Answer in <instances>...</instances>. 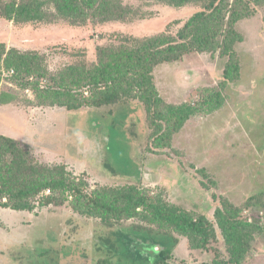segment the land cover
<instances>
[{"label":"rangeland","instance_id":"374dc122","mask_svg":"<svg viewBox=\"0 0 264 264\" xmlns=\"http://www.w3.org/2000/svg\"><path fill=\"white\" fill-rule=\"evenodd\" d=\"M153 10L154 17L133 23L84 27L61 22L19 26L0 18V41L44 52L47 64L54 69L72 62L78 54L93 60L96 46L107 43L112 33L174 35L199 7L156 5ZM262 17V9L257 8L253 16L236 23L243 40L235 45L239 68L234 81L221 83L226 58L205 52H192L154 70L156 88L165 103L185 102L199 108L171 137L159 132L162 128L156 127L153 115H148L135 100L77 111L57 106L10 105V114L0 112V133L30 145L40 162L65 164L72 177L86 179L91 187L142 186L149 193H161L170 202L209 217L218 204L212 193L240 206L245 198L264 190ZM13 28L20 32L13 35ZM13 90L20 101L34 100L28 88ZM205 92H211L215 98L212 103L217 104L208 112L200 109L206 104ZM160 136L164 139L156 141ZM199 168L206 171L208 178ZM202 182L211 183L213 188L204 189ZM71 192H57L56 202L44 199L30 211L0 206V264H97L96 260L148 264L162 249L173 253L176 264H183L185 259L188 261L184 264H203L214 257L215 248L221 247L219 233L207 249L190 250L186 238L176 233L141 232L130 227V221L106 226L74 213ZM241 213L248 221L264 222L261 212L243 209ZM81 249L85 258L80 257ZM243 264H264V231L256 234Z\"/></svg>","mask_w":264,"mask_h":264},{"label":"trees","instance_id":"16d2710c","mask_svg":"<svg viewBox=\"0 0 264 264\" xmlns=\"http://www.w3.org/2000/svg\"><path fill=\"white\" fill-rule=\"evenodd\" d=\"M136 1L139 3L133 4L130 0H0V18L19 26L60 22L72 27L133 23L154 17L153 7L156 5L199 7L174 35L159 32L139 37L112 33L107 43L96 46L93 60L78 54L79 57L72 62L54 69L47 64L44 52L8 46L0 41V105L21 103L77 111L135 100L142 104L148 115H153L156 127L162 128L158 131L171 137L176 128L199 108L185 102L165 103L156 88L154 70L192 52H205L225 57L221 83L234 81L238 78L239 68L235 45L243 40L236 23L253 16L257 8L262 9L264 21V0ZM18 32V28H13V35ZM43 78L45 82L41 81ZM15 88L32 90L34 100L20 101L13 90ZM204 98L206 104L200 106L204 112L217 107L212 103L215 98L211 92H205ZM158 139L164 138L157 137L156 141ZM197 170L208 178L204 169ZM67 171L63 163L38 161L30 145L0 133V206L13 211H30L44 199L56 202L55 193L71 190L72 211L85 218L97 219L106 226L130 221L133 224L130 227L141 232L176 233L186 238L190 250L207 249L212 240H217L219 233L221 247L215 248L214 257L203 264H243L256 234L264 231V222L248 221L241 213L247 209L264 215V190L248 196L240 206L212 193V199L218 204L209 217L170 202L161 193H149L148 188L142 186L91 187L86 179L76 180ZM201 187L213 188L207 182H202ZM63 197L68 199L66 195ZM256 215L260 218L259 213ZM83 250L80 257L85 258ZM172 254L170 250L162 249L148 264H176ZM96 261L111 264L106 260Z\"/></svg>","mask_w":264,"mask_h":264},{"label":"crops","instance_id":"0c3cea01","mask_svg":"<svg viewBox=\"0 0 264 264\" xmlns=\"http://www.w3.org/2000/svg\"><path fill=\"white\" fill-rule=\"evenodd\" d=\"M12 110V107L0 105V112H6V114H10L9 112ZM16 113V112H15ZM16 139H19L15 137ZM20 140V139H19Z\"/></svg>","mask_w":264,"mask_h":264},{"label":"built area","instance_id":"2783aa9c","mask_svg":"<svg viewBox=\"0 0 264 264\" xmlns=\"http://www.w3.org/2000/svg\"><path fill=\"white\" fill-rule=\"evenodd\" d=\"M46 192H49V191H46Z\"/></svg>","mask_w":264,"mask_h":264}]
</instances>
